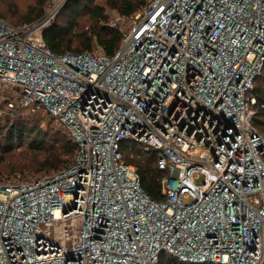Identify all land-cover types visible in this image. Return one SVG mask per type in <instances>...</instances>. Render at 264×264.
<instances>
[{"label": "built area", "instance_id": "built-area-1", "mask_svg": "<svg viewBox=\"0 0 264 264\" xmlns=\"http://www.w3.org/2000/svg\"><path fill=\"white\" fill-rule=\"evenodd\" d=\"M52 21L0 17V115L47 113L75 145L62 171L0 184V264H259L264 137L247 93L264 0H146L112 56L52 52ZM128 142L164 171L162 201L124 160Z\"/></svg>", "mask_w": 264, "mask_h": 264}, {"label": "trees", "instance_id": "trees-1", "mask_svg": "<svg viewBox=\"0 0 264 264\" xmlns=\"http://www.w3.org/2000/svg\"><path fill=\"white\" fill-rule=\"evenodd\" d=\"M49 0H33L23 11H15L10 17L13 26H23L39 20L45 14ZM146 0H68L65 10L69 19L65 24L52 21L41 31L43 43L54 53H79L100 46L104 53L112 56L122 44V34L116 25L110 22L109 12L128 18L138 12ZM3 0H0V17H3ZM84 16L83 22L78 21ZM251 95L256 99L254 105V127L263 125L264 117V64L260 74L255 78ZM261 105H263L261 107ZM25 110V108H20ZM29 110V109H27ZM43 117L23 118L16 112L11 118L0 124V184L29 182L36 176H48L68 167L74 161L75 145L68 139L62 128L54 129L43 122L46 117L53 123L52 117L43 112ZM264 132V131H263ZM262 135V134H261ZM263 136V135H262ZM123 158L133 164L140 176L144 192L155 201H162L160 180L164 176L157 164L154 154L141 151L139 146L121 145ZM19 176V177H17ZM16 179L17 182L12 181ZM44 178V177H42ZM40 179V178H38ZM4 180L5 182H1ZM161 264H183L175 259Z\"/></svg>", "mask_w": 264, "mask_h": 264}, {"label": "rangeland", "instance_id": "rangeland-1", "mask_svg": "<svg viewBox=\"0 0 264 264\" xmlns=\"http://www.w3.org/2000/svg\"><path fill=\"white\" fill-rule=\"evenodd\" d=\"M68 0H49V2L47 3L46 7H45V14L46 15H50L52 14L53 16V21H58L59 24H65L66 21L69 19V14L68 12L65 10V4ZM33 0H3L2 3V9L4 11V19L9 23V21L11 22V15H13L15 13V11H23L28 5L32 4ZM109 16H110V22L112 25H116L117 28L119 29V31H126L131 23V18L132 16L128 17V18H123L118 16L115 12H109ZM85 19L84 16L80 17L78 19V21L83 22ZM3 95H7L4 94ZM251 96V93H247V97ZM5 100H3V98L1 97V93H0V110H5ZM16 112L17 115L25 118H33V117H43L42 113H37V112H31V110H22L20 108L14 109L12 113ZM11 114H2L0 115V124H5V121L9 118H11L10 116ZM263 121V125L262 127L259 129V131L261 132V134L264 137V117L261 118ZM51 121L50 117H46L45 121L43 122V127H45L46 125H48L49 127H53L54 129H58L59 127L57 125H55L54 123H50V124H46V122ZM53 121V120H52ZM47 126V127H48ZM47 127H45L47 129ZM128 144L131 145H135L134 143L128 142ZM136 146H139L138 144H136ZM140 147V146H139ZM49 174L48 176L53 175ZM19 177V176H17ZM42 177H46V176H36L35 178H42ZM34 180V178L32 179H27L26 181H31ZM12 181H16V179H12ZM1 182H5L4 180H2ZM186 201V200H184ZM164 261H170L172 260L170 257H163Z\"/></svg>", "mask_w": 264, "mask_h": 264}, {"label": "water", "instance_id": "water-1", "mask_svg": "<svg viewBox=\"0 0 264 264\" xmlns=\"http://www.w3.org/2000/svg\"><path fill=\"white\" fill-rule=\"evenodd\" d=\"M259 264H264V223H263V256H262V261Z\"/></svg>", "mask_w": 264, "mask_h": 264}]
</instances>
